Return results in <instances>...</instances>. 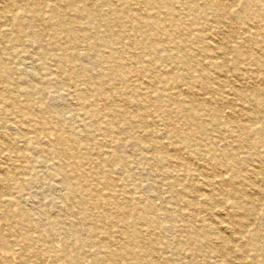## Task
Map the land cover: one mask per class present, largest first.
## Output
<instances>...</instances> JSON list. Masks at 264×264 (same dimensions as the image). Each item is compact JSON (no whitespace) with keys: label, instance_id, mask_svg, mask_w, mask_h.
I'll use <instances>...</instances> for the list:
<instances>
[{"label":"bare ground","instance_id":"obj_1","mask_svg":"<svg viewBox=\"0 0 264 264\" xmlns=\"http://www.w3.org/2000/svg\"><path fill=\"white\" fill-rule=\"evenodd\" d=\"M0 264H264V0H0Z\"/></svg>","mask_w":264,"mask_h":264}]
</instances>
